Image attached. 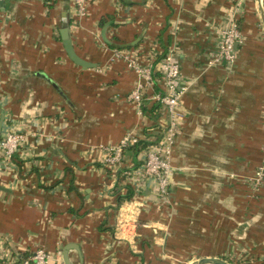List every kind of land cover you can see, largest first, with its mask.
Wrapping results in <instances>:
<instances>
[{"label":"crops","instance_id":"0c3cea01","mask_svg":"<svg viewBox=\"0 0 264 264\" xmlns=\"http://www.w3.org/2000/svg\"><path fill=\"white\" fill-rule=\"evenodd\" d=\"M73 9L72 0L0 1V140L10 130L26 136L11 158L0 148V264L37 248L51 255L48 264H65L66 254L70 264H264V185L249 182L264 160L258 0H91L84 15ZM64 13L76 53L95 67L69 58ZM232 17L242 33L236 59L210 65ZM112 21L110 40L140 41L106 43ZM169 52L187 87L171 203L158 207L155 183L139 180L130 199L139 207L127 220L138 221L121 239L119 206L130 200L118 195L128 184L104 165V147L129 131L143 143L161 138L167 117L155 96L165 83L156 64ZM124 53L152 67V83ZM142 83L138 108L127 96ZM142 159L128 150L124 167Z\"/></svg>","mask_w":264,"mask_h":264},{"label":"built area","instance_id":"2783aa9c","mask_svg":"<svg viewBox=\"0 0 264 264\" xmlns=\"http://www.w3.org/2000/svg\"><path fill=\"white\" fill-rule=\"evenodd\" d=\"M5 1V0H0ZM91 0H72L74 5V14L81 16L86 13V6ZM240 4L238 5V11ZM221 41L218 46V52L208 64L224 63L231 65L236 59V45L242 40V33L236 17L226 27L220 28ZM127 59L128 65L134 69L141 77L147 80V83H152V67L142 66L130 54H122ZM162 78L165 83V91L155 96V99L160 102L161 110L167 117V122L163 127L161 138L154 144H149L144 147L140 146L141 138L129 131L127 132L116 145L104 147L103 163L116 175L119 171L124 177L125 182L136 187V183L141 179H146L155 183L158 188V199L156 205L158 207L171 203V187L174 175V166L172 164V155L177 136L180 130V121L183 117L181 111L182 97L187 89L181 83V66L179 61L174 57L172 52H169L162 59L157 61ZM144 84H139L127 96V100L133 103L138 108L143 102ZM25 133L22 131H8L4 138L0 140V148L4 155L11 158L16 153L20 145L26 140ZM133 147H140V153L143 157L142 163L135 168H125L124 164L127 158V151ZM249 182L257 189L264 185V160L257 167L253 175L250 176ZM139 202L130 200L119 206L118 223L116 226V236L125 239L123 235L124 226L129 224L135 227L137 219L127 221L132 209L137 210ZM136 215V213H135ZM133 218V217H132ZM144 228L150 227L149 223H143ZM51 255L43 248L33 250L30 255L21 257H13L12 264H48Z\"/></svg>","mask_w":264,"mask_h":264},{"label":"water","instance_id":"95a60500","mask_svg":"<svg viewBox=\"0 0 264 264\" xmlns=\"http://www.w3.org/2000/svg\"><path fill=\"white\" fill-rule=\"evenodd\" d=\"M258 9H259V13H260V16H261L263 28H264V5H263V0H258ZM113 23H114V21L109 22L104 27L103 38H104V41L106 43H108L109 45H111L114 48H128V47L136 45L140 41L141 37H139L137 40H135L132 43L119 44V43L113 42L106 35V30L111 25H113ZM61 36H62V40H63L64 47L66 49V52H67L69 58L74 63H76L77 65L82 66L83 68L95 67L94 63H90L89 61L83 59L82 57H80L76 53V51H75V49L73 47V44H72V39H71V35H70V29H69V22H68L67 13L63 14L62 27H61ZM65 264H70L67 254L65 255ZM191 264H232V263H230L227 260L222 259L220 257H202L200 259H197V260L193 261Z\"/></svg>","mask_w":264,"mask_h":264},{"label":"trees","instance_id":"16d2710c","mask_svg":"<svg viewBox=\"0 0 264 264\" xmlns=\"http://www.w3.org/2000/svg\"><path fill=\"white\" fill-rule=\"evenodd\" d=\"M103 24H104V22H103ZM140 144H141L140 146H142V147L149 145L148 142L143 143V141H141ZM131 151L134 154H138L140 152V147H133L131 149ZM123 187H125L127 189V191L124 194L118 195L119 201L130 200L135 195L134 190L132 189V186L131 185H125V186H122V188ZM120 189H121V187H120Z\"/></svg>","mask_w":264,"mask_h":264}]
</instances>
